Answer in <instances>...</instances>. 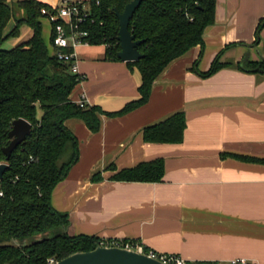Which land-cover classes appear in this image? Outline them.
Here are the masks:
<instances>
[{
  "label": "crops",
  "instance_id": "crops-1",
  "mask_svg": "<svg viewBox=\"0 0 264 264\" xmlns=\"http://www.w3.org/2000/svg\"><path fill=\"white\" fill-rule=\"evenodd\" d=\"M6 1L12 6L26 0ZM37 1L50 7L61 2ZM216 2V22L206 29L204 46L171 62L154 82L149 101L124 115L112 116L141 99L139 69L108 60L103 45L77 49L85 80L70 100L84 99L103 113L97 133L81 119L66 122L80 155L54 190L52 205L69 214V235L141 243L191 264H264V76L246 68L264 61V0ZM16 16L24 13L17 10ZM41 21L53 55L52 25ZM15 25L12 20L6 34ZM32 36L22 26L7 49ZM223 51L221 62L231 67L207 79L192 70L208 72ZM180 112L187 123L181 144L144 141V129ZM158 159L165 163L162 182L112 179ZM98 175L102 180L95 182Z\"/></svg>",
  "mask_w": 264,
  "mask_h": 264
},
{
  "label": "trees",
  "instance_id": "trees-1",
  "mask_svg": "<svg viewBox=\"0 0 264 264\" xmlns=\"http://www.w3.org/2000/svg\"><path fill=\"white\" fill-rule=\"evenodd\" d=\"M91 0V16L84 26L92 46H106V58L120 61L118 41L120 24L116 12L123 13L134 0ZM216 0H142L130 23V32L143 58L128 62L139 69L141 99L130 103L118 114L124 115L146 104L156 79L174 60L197 46H204L206 29L216 22ZM51 7L37 0L20 1L12 6L0 0V165L9 169L0 181V264H50L79 252H91L100 243L97 237L71 236L67 232L70 217L57 211L52 196L79 160L77 138L66 122L83 120L94 133L100 130L98 107H81L70 96L84 76L71 72L68 64L50 53L43 39L42 14ZM24 16L18 18L16 11ZM12 20L13 30L6 34ZM33 31L30 41L6 50L4 44L20 35L22 26ZM53 31V30H52ZM53 33L51 38V46ZM228 46L226 49L231 48ZM224 51L206 73L192 68L207 79L229 63L221 62ZM250 72L264 76V61L246 64ZM41 113V116H40ZM24 119L32 125V134L19 145L7 161L3 149L10 144L13 122ZM187 127L186 115L144 129V141L150 144H181ZM227 156V155H224ZM230 156V155H229ZM246 161L252 158L239 157ZM165 163L158 159L123 170L112 179L127 182H162ZM100 175L94 178L101 181ZM191 264V263H188ZM206 264V263H202Z\"/></svg>",
  "mask_w": 264,
  "mask_h": 264
},
{
  "label": "built area",
  "instance_id": "built-area-1",
  "mask_svg": "<svg viewBox=\"0 0 264 264\" xmlns=\"http://www.w3.org/2000/svg\"><path fill=\"white\" fill-rule=\"evenodd\" d=\"M96 4L99 5L100 1L97 0ZM51 10L44 9L42 14L52 25L53 54L60 62L68 64L73 74L82 76L79 72L77 49L81 46L91 45L89 40L90 33L84 29L91 16V0H61L59 5L51 7ZM78 104L82 108L88 106L84 99ZM0 195L2 196L3 194L1 193ZM99 246L133 250L150 258L160 260L165 264H188L187 261L179 256L159 254L141 243L100 241ZM56 263L54 260L50 261V264ZM232 264H248V262L246 260H238L233 261Z\"/></svg>",
  "mask_w": 264,
  "mask_h": 264
},
{
  "label": "water",
  "instance_id": "water-1",
  "mask_svg": "<svg viewBox=\"0 0 264 264\" xmlns=\"http://www.w3.org/2000/svg\"><path fill=\"white\" fill-rule=\"evenodd\" d=\"M142 0H134L128 4L123 13L116 12L120 24L118 41L121 50L118 53L120 61L138 62L143 58L138 47L144 42L136 40V37L130 32V23L141 5ZM32 134V125L19 119L13 122L12 130L9 133L10 144L3 149L7 161L11 158L13 152L19 145L24 143ZM9 165L4 163L0 165V181L3 179ZM56 264H165L160 260L150 258L147 255L140 254L133 250L120 247H101L98 246L91 252H79L70 257L57 262Z\"/></svg>",
  "mask_w": 264,
  "mask_h": 264
},
{
  "label": "rangeland",
  "instance_id": "rangeland-1",
  "mask_svg": "<svg viewBox=\"0 0 264 264\" xmlns=\"http://www.w3.org/2000/svg\"><path fill=\"white\" fill-rule=\"evenodd\" d=\"M87 1H89V0H87ZM3 48L6 49V50H8V49H7V48H8V45L5 44V45L3 46ZM65 232H68V230H66Z\"/></svg>",
  "mask_w": 264,
  "mask_h": 264
}]
</instances>
